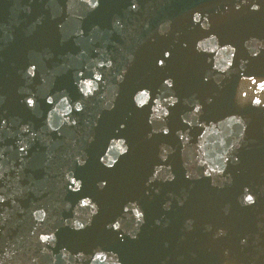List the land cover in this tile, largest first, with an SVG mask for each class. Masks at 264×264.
<instances>
[{
    "label": "water",
    "instance_id": "water-1",
    "mask_svg": "<svg viewBox=\"0 0 264 264\" xmlns=\"http://www.w3.org/2000/svg\"><path fill=\"white\" fill-rule=\"evenodd\" d=\"M0 264H264V0H0Z\"/></svg>",
    "mask_w": 264,
    "mask_h": 264
}]
</instances>
